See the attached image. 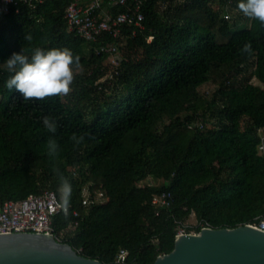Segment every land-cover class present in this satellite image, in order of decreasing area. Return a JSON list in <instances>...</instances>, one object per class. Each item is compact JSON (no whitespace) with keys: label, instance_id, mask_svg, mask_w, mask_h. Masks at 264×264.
<instances>
[{"label":"trees","instance_id":"obj_1","mask_svg":"<svg viewBox=\"0 0 264 264\" xmlns=\"http://www.w3.org/2000/svg\"><path fill=\"white\" fill-rule=\"evenodd\" d=\"M143 1V30L102 39H127L118 75L105 65L108 55L95 53L99 43L68 30L72 0L12 6L0 22V202L46 190L60 198L61 178L68 179L71 212L54 217V236L103 264H115L121 251L126 264H154L174 250L178 224L192 214L234 229L264 213V23L252 19L235 31L239 20L225 13L242 12L238 0ZM247 43L251 53L243 51ZM37 47L80 56L82 72L65 100L26 101L5 86L12 73L4 61ZM206 84L216 86L211 95L200 92ZM45 115L55 119V133ZM200 122L203 129L190 127ZM50 138L59 146L55 157ZM149 178L162 183H141ZM84 188L92 197L101 192L103 202L84 207ZM164 192L172 205L157 214L153 197Z\"/></svg>","mask_w":264,"mask_h":264},{"label":"built area","instance_id":"obj_2","mask_svg":"<svg viewBox=\"0 0 264 264\" xmlns=\"http://www.w3.org/2000/svg\"><path fill=\"white\" fill-rule=\"evenodd\" d=\"M47 0H0V22L9 14L12 6L26 5L36 9L38 5ZM129 0H108V9L103 10L102 0H91L87 5H82L81 0H72L66 10L65 19L68 30L75 33L90 43H99L94 49L97 55L106 54L109 56L108 65L115 70L118 75V69L121 67L123 56L120 54V41L104 42L102 39L111 37L113 39L121 38L126 29H131L132 36L136 35L137 30L144 29V14L142 11L143 0H133V8L128 9ZM125 7L127 11L116 15L110 9L115 7ZM151 40V38H150ZM200 129L204 128L203 123L196 125ZM260 142L258 145V154L264 157V132L258 131ZM144 184L145 182H141ZM148 184V183H146ZM150 185V184H149ZM173 196L170 192H164L153 197L152 204L157 208V214L161 208H169L172 205ZM103 202V194L97 193L96 197L89 194L87 188L83 189L82 205L87 207ZM71 207L65 212L63 204L58 195L46 190L41 194H29L25 199L19 201L0 202V234L6 233H38L54 235L55 227L53 219L60 214H68ZM72 214L77 217L78 211L72 209ZM178 234H186L188 228H193L190 234H197L198 229L211 227L208 223L196 222L193 225L178 224ZM242 226H250L264 231V213L257 216L252 222ZM128 257L127 251H121L116 258L115 264H126Z\"/></svg>","mask_w":264,"mask_h":264},{"label":"water","instance_id":"obj_3","mask_svg":"<svg viewBox=\"0 0 264 264\" xmlns=\"http://www.w3.org/2000/svg\"><path fill=\"white\" fill-rule=\"evenodd\" d=\"M0 264H103L79 255L54 235L0 234ZM154 264H264V231L250 226L204 228L176 236L174 250Z\"/></svg>","mask_w":264,"mask_h":264},{"label":"clouds","instance_id":"obj_4","mask_svg":"<svg viewBox=\"0 0 264 264\" xmlns=\"http://www.w3.org/2000/svg\"><path fill=\"white\" fill-rule=\"evenodd\" d=\"M237 7L246 17L264 23V0H238ZM243 51L251 53V43L245 44ZM4 63L12 73L5 81V86L9 90L15 89L27 101L31 98L43 99L69 93L74 81V69L80 64V56L74 55L72 50L66 47H37L30 56L26 55L24 50L14 52ZM42 123L49 132H56L57 123L54 118L45 115L42 117ZM72 139L79 143L83 137L73 135ZM47 147L49 156L55 157L59 147L55 139L50 138ZM71 190L70 181L62 177L58 192L65 212L70 204Z\"/></svg>","mask_w":264,"mask_h":264},{"label":"rangeland","instance_id":"obj_5","mask_svg":"<svg viewBox=\"0 0 264 264\" xmlns=\"http://www.w3.org/2000/svg\"><path fill=\"white\" fill-rule=\"evenodd\" d=\"M225 14H230L232 20H236V19L239 20L240 24H239L238 28L235 29V31H240L242 29H248V28H250L252 19L249 18V17H246L242 12L239 13L236 10H232L231 12L230 11H227V13H225ZM239 16H241L242 19H239ZM126 44H127V39L123 38L120 41V46H119V48H120V54L122 56H123L122 49L125 48ZM108 63H109V61H107L105 63V65L107 67L109 66ZM108 68L110 69V67H108ZM81 72H82L81 69H74V76L80 74ZM254 83L256 85L262 86L257 80L254 81ZM215 90H216V86L213 85V84H206L205 86H203V87L200 88V92L201 93H205V94H208V95H211ZM69 93H70V91H69ZM69 93L63 94L64 100L66 99V95H68ZM144 182L145 183H148L150 185H160L162 183V181H158V180H155L153 178H149V179L145 180ZM195 222H196L195 215L192 214L190 216V218L186 221V225L190 226V225H193Z\"/></svg>","mask_w":264,"mask_h":264},{"label":"crops","instance_id":"obj_6","mask_svg":"<svg viewBox=\"0 0 264 264\" xmlns=\"http://www.w3.org/2000/svg\"><path fill=\"white\" fill-rule=\"evenodd\" d=\"M90 2H91V0H81V4H82V5H87V4H89ZM106 10H107V6L104 5V6H103V10L101 11V13L105 12Z\"/></svg>","mask_w":264,"mask_h":264}]
</instances>
